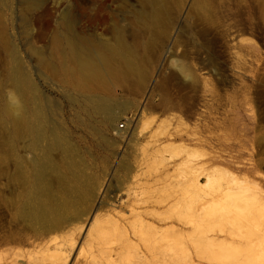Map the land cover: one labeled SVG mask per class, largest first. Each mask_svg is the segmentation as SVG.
Masks as SVG:
<instances>
[{"label": "rangeland", "instance_id": "1", "mask_svg": "<svg viewBox=\"0 0 264 264\" xmlns=\"http://www.w3.org/2000/svg\"><path fill=\"white\" fill-rule=\"evenodd\" d=\"M139 7L138 0H0V195L8 199L0 201V264H136L144 250L167 243L155 232L173 226L187 235L173 243L179 264L197 263L187 251L205 249L197 236L215 232L231 258L264 264V0H166L163 20L130 23ZM64 12L93 39L113 41L117 21L129 42L138 33L132 58L148 77L98 90L112 100L110 117L78 115L83 98L60 53L37 36ZM12 51L67 144L50 152L51 195L38 194L56 209L52 220L33 223L13 206L40 180L43 150L32 148L18 124L22 111L8 98L9 90L19 98ZM196 178L208 186L195 187ZM119 222L137 230L131 244Z\"/></svg>", "mask_w": 264, "mask_h": 264}, {"label": "bare ground", "instance_id": "2", "mask_svg": "<svg viewBox=\"0 0 264 264\" xmlns=\"http://www.w3.org/2000/svg\"><path fill=\"white\" fill-rule=\"evenodd\" d=\"M138 1L140 7L133 11L134 17L130 19V23H137L140 20L147 21L150 19H153L154 22L163 20V15L166 10V0ZM100 22H102V18L98 13L91 16L90 23L96 25ZM2 30L3 28L0 29V36H3ZM124 31L125 29L122 24L117 21L114 23L112 29L113 41L103 38L93 39L83 27H78L73 23V19L69 12H64L62 14L57 26L54 25L52 27L51 23H44L40 27L37 36L43 40L46 38L48 42L51 43L52 48L60 53V63L65 71L69 73L70 83L73 89L83 98L80 104L79 99L73 97L75 102L77 101L78 104L82 105L80 108L77 106V113H79V116H82V110H84L86 115L91 119L99 114L110 117L113 103L110 98L97 95L101 87H110L111 85H117L123 82L137 85L146 83L148 73L145 66L142 63H135L132 58L137 52L138 46L141 44L138 39V33L133 35V42H129ZM7 44L8 43H6V45ZM12 53L14 59L9 66L10 78L16 87L20 101V106H14V108L19 110V112L22 111L18 119V124H22L24 130L31 135L32 148L42 147L41 149L43 150V156L40 159V180L36 183L34 181L33 183L31 180L28 187L23 191L25 196L24 200H21L22 202H13V206L17 214H25L33 223L43 220H52L56 218V209L51 204H40L38 201V194L44 193L47 196L51 195L48 174L55 170L56 164L51 158L50 152L53 147L66 148L67 144L61 140L63 137L59 135L57 125L52 124L47 109L39 100L38 95L34 92L30 75H28L24 67L25 63L23 59L16 55V51H12ZM177 67L181 73L189 75L186 67L183 65H177ZM30 91L34 94L33 98L30 96ZM28 110L31 113V117L29 118L24 116L25 112ZM6 111L10 112L11 108L8 107ZM48 138L52 139V142L46 143L43 147L42 142L44 139L46 140ZM185 147H183L185 151H191L188 147ZM208 176L211 178L213 174L208 173ZM194 181L195 182H192V184L197 188L208 186L206 184L208 182H203L198 178ZM19 195L20 197L22 196L20 193ZM0 201L3 204H8V199L3 194L0 195ZM193 222L194 216L191 214L188 217V223L193 224ZM117 225L121 228L120 231L122 236L125 235L127 243L131 244V238L137 230L132 228V226L129 228L122 223ZM226 232L230 233L231 228L229 227L226 229ZM184 233L185 232H182L181 229L174 226L173 232L170 233L167 230H157L155 232L156 239L159 241L167 239V243L155 249L149 248L146 251L144 250L143 253H140L139 260L136 264H179L178 261L181 258L179 259V255L175 250L176 245L173 243H176L179 239L182 240L185 238L187 235ZM197 237H201L203 240L207 241L208 246L202 250H199V248L195 246L194 250L192 249L195 253L189 248L187 251L189 258L193 259L198 257L197 259L199 260L197 263H194L193 259L191 263L242 264V262H239L238 258L230 257L228 246L223 242H219L220 236L218 232H215L214 235L205 233ZM200 241L203 242L202 240Z\"/></svg>", "mask_w": 264, "mask_h": 264}, {"label": "clouds", "instance_id": "3", "mask_svg": "<svg viewBox=\"0 0 264 264\" xmlns=\"http://www.w3.org/2000/svg\"><path fill=\"white\" fill-rule=\"evenodd\" d=\"M8 98H9L10 103L13 106H15V107H19L20 106L19 98L16 96V94L13 91L9 90ZM15 114L19 115V112H16Z\"/></svg>", "mask_w": 264, "mask_h": 264}, {"label": "built area", "instance_id": "4", "mask_svg": "<svg viewBox=\"0 0 264 264\" xmlns=\"http://www.w3.org/2000/svg\"><path fill=\"white\" fill-rule=\"evenodd\" d=\"M120 127H122V128L126 127L125 122H122V123L120 124Z\"/></svg>", "mask_w": 264, "mask_h": 264}]
</instances>
